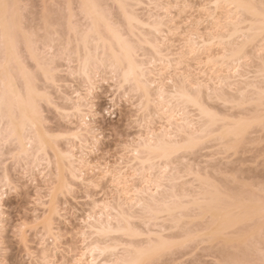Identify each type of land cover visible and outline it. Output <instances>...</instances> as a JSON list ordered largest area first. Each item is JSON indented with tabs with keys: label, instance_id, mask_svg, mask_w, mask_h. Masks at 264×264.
Segmentation results:
<instances>
[{
	"label": "rangeland",
	"instance_id": "rangeland-1",
	"mask_svg": "<svg viewBox=\"0 0 264 264\" xmlns=\"http://www.w3.org/2000/svg\"><path fill=\"white\" fill-rule=\"evenodd\" d=\"M3 1L4 0H1L0 3H4ZM5 1H6L5 4H7V2H9L8 5H10L9 10L7 9L8 13H9V11H11V12L9 13V16L6 17V15H4V14L5 13L7 14V12H6V10H3L2 13L0 12V16L4 15L7 19H9L8 20V22H9V21H11V18H9V17H12L10 14L15 12L14 15L15 14H16V16L18 15L19 19L16 16H13L14 19L12 18V21L15 20V17H16V20L18 19L17 22H19V23H16V22L15 23L20 24V26H17L18 28H14L13 32L19 31V33L21 34L20 31H22L23 33L25 32L26 35L27 36L29 35L30 37L28 36L27 38H25L26 37V35H24L25 33L24 34L22 33L23 35L21 34L22 36L20 38L19 37L20 34L18 32H16L14 35H18V34L19 35L16 37L15 36L13 37L14 38L13 41H15L14 42L15 44L13 42H11L12 45H8L7 48H4V49L7 51H10L9 48L12 47L11 49L13 51V47L17 43V45L14 47V49H16V50H14L15 51L14 53H16V51H17L18 55L17 54H15V55H17L18 58H20L23 61H21L20 59L18 60L17 57H14L15 60H13V61L14 62L20 61L22 64L24 63L23 68L28 70V73L31 72L33 74V72H34V74H33L34 80L33 81H35L34 82L35 86L37 84L39 85V87H38V85L36 87H38L37 89L40 88V90L35 89L36 87H34V89L37 90V92L39 94H44L43 99H42V97L39 99L38 96H34V97L38 98L37 101L40 100L38 103H40L41 105L37 103L38 104L37 107H38V110L41 107L40 111H42V112H38V113H40V116H43L45 119L43 121V123L45 122L44 123L45 125L43 123H42V125L46 126V129L49 130V132H48L50 134V135L48 134L49 137L52 138V140H53V138L55 139L56 143L58 144L57 147L61 148L60 150H64L66 148L65 146H67V144L65 142H67L68 140L71 139L69 136L72 132V129H73V127H71V126L72 125L75 126V122L73 124V121H76V119L74 117L68 116V118L69 117L71 118V120H72L71 121L70 118L68 119L65 117L66 116L65 112L68 110V108H67L68 103L66 106L65 101H66L67 97L69 98V96H70V98L74 97V99H75L76 95L80 94V95H86V96L88 95L87 97L90 100L91 104L93 105V106L90 105L91 107L90 106H88L87 108L85 107L84 108L85 112L82 111V113H84L83 114L84 116L86 115L84 117V119H86L87 122L90 123V125L95 128L94 133L96 134L95 135L96 141H94L95 143H92L91 142L92 140L89 141L90 140L89 139V140H87V142H84L85 144L83 146H85V148H83V149H84V151H86L85 156L88 159V161H91V162H89L90 164H88L87 166L84 167V169H83L84 171L82 170V172H84V173L81 172V177L83 178V180L69 179V177H70L69 173L66 171V174H65L64 173L65 171H61L62 176L60 178L62 179L63 174H64V177L66 180H68V179L71 180L69 183L70 184L72 183L71 184L72 188L70 191L68 190L67 194H66L65 189H63L64 193L61 191H59L60 193L59 192L56 193V191L54 192L55 196L53 195V201H54V199L56 200V196H58V199L56 200L57 202L54 201V204L56 202L57 203L56 205L59 206L57 209V212H56L59 214H57V215L56 214H50V215L48 214L49 216L52 215V217H53L52 218V220H53L52 226H54V229H55L53 232L54 233L58 232V234L56 233L52 237H50L51 235H47V234L44 235L45 231L43 228L42 221H44V219L47 218L46 212L48 213L49 208H50L49 207L50 205H47V200L50 199V198H48L49 193H47V191H49V190H47V188L48 187L50 188V186H51V188L55 187L57 189V187H58V185H57V187L54 186L55 184H58V183H53L54 181L50 177V176H53L52 171L55 167H52V165H54V164H52V163L46 164L47 160H45V164H46L45 165L44 160L42 163V160H41L42 157H41V159H39L41 163H38L39 160L37 162L40 165H38L37 167H33L32 165L34 164L33 162H35V161H32L33 156L32 157H30V156L35 155L34 157L36 158V156H39L40 153H37V154H36V152H34V154H33V152H32V154L30 153L31 155L29 154L28 157H30V159H32V160H30V159L27 160L28 157L24 158L22 154H21L22 156H20V154L17 153L18 150L16 148V142L14 141V139L11 138L12 136L9 137L10 135H8L4 140L0 141V193L3 192L0 196L1 197V199H0V208H1V215H0V264H72L73 259L78 257L79 253H82V252L84 253V255L82 257L83 263L84 262L86 263L87 260L89 261L91 259L90 253L92 252V251L89 252L88 246L86 244L89 245V243L95 237V236L89 235V234H91V231H90V228L87 227L88 226L87 223H89L91 221V217H88V216H89V214L96 215L97 214L96 211L99 210V206L97 208H93V206H94V205L92 206L93 202L94 201L97 202V200H98V202L100 201L99 203H101V202L103 203V201L106 203L110 200L108 203L111 204V201H114L116 197L117 198L114 201V204H115V202H117V200H119L118 202L122 201L121 198H123V196H121L122 194L121 195L118 194L117 189L113 186L114 184L111 183L112 179L110 177L113 176L112 174L114 172L119 171V168H120V170L122 169L121 171H123L125 176H127L126 178H128L130 182L132 180L133 181L136 180L137 170L140 166L137 163V161L132 159V157L134 155L133 148L135 147V144L137 143V141L140 138L146 137V135L148 134L147 131H149V130H151L152 132L158 133L160 131V127L161 126L164 127L165 126L164 124H166V122L164 121V119L162 121L161 117L159 118L160 114L156 115V114H154V112L152 113L153 108H155V107H153L154 104H152V103L156 102V99L154 100V102L150 100V102H151L150 107L151 108H149V106L146 105L147 106V109H146V106H144V104H146L148 102H146V103H143V102L145 100L147 101L148 99L147 98L145 99L144 96H139V95H142V93H141L142 91L140 92V90H138V88H136V86H135V88L130 87V84H129L130 82L127 81V83H126L125 82L126 79L123 78L124 76L123 77H122V75L120 76V74H122V71L124 69L118 70L117 73H119V74H116V72H114V70H112L113 68L111 66L103 65V67H101L100 64L96 63L97 64L96 67L100 66L99 67L100 70H97V68L93 65L94 66L93 68L94 69L96 68V70L99 73L96 71L97 75H94L95 70L92 69V71H94V72H91V73H93V76H94L93 79H95V76H96V80L94 83L95 87H93L92 90H89V92H88L89 87L87 88L88 83H86V82H88V81H87L86 72L84 71V74H82L83 72H81V70H79L81 74L78 75L79 71H77V69H78L77 66H79L80 59H81L80 57H78V54H77L78 51L76 53L77 56L75 53L74 54L71 53V54L73 56L75 55L79 59V61L76 60L79 63L76 64L75 58L68 57L70 55V52H71V49H69V48H72V51H73L76 48V45H79L77 43H76V45H74L75 42H74V40H72L74 38V36H73V38H70V35H73V34L75 35L76 31H78V29H80V28H78V26L80 27V26H82V24H83L82 27L84 29L86 27V26H84L85 22H86L85 25L87 23H90L89 25L92 26L91 22H87L89 20L87 18H85V15L83 16L84 19L82 18L81 14H83V12H80V9H82V8L78 9L79 6L82 5V3H80L81 0H72V1L71 0H8V1L5 0ZM83 1L85 4H88V2H86V0H83ZM89 1L91 2V0H89ZM97 1H98L97 6H101L99 8H102L101 10H99L100 13H99V11H98V13L101 14V12L102 13L104 12V14H101L99 16L97 14L96 15L97 17L94 16V18L96 17V20H97V18L99 20V17H101L102 15L108 14L107 15V16H109L108 19L111 18V19H109L110 24L113 25L115 23V25H113V26L114 27L116 25L118 26V27L116 26L114 28L111 25V27H113L112 30H114V29L116 30L118 28L116 31H119L120 35L122 34V38L123 39L126 38L128 40L129 39L128 36H129L130 37L129 40H130V42H132V43H130V45L131 46H132V44L135 45V46L131 47V49H133L132 54L135 55V57L134 56H132V57L137 59V61H139L141 59L140 60L141 62L142 61L143 62H149V61L151 62L152 61L151 64H153L152 65L153 67H154V64L156 65V67H154V68H156L160 72V74L158 72V74H159L158 77H156L157 73L155 76L157 78L156 80L158 83L161 82V84H164V85H167L170 87V85L172 86L171 83L176 82L175 80H177V83L179 84V86L182 84L185 87V85L189 81V83L186 85V87L190 83L194 87L195 86V83H194L195 78L196 79L198 78V80H196V81L197 82H200V81L204 82V83H202V85H204V84L208 83L207 78L209 77V75L211 74L210 72L213 69L220 70L221 67L224 68V66H220L221 64L219 65V63L217 61L215 63L214 60L213 61L210 59H209V61L207 60V58H208L207 55H209L210 53L215 54V52L217 53L218 51H220V50H218L219 46H216V44L214 45V42L212 41V39H208V37L211 36V35H209L210 33H216V32H219L221 30L218 27H215V25L214 26L212 25L213 24L211 22L212 17L209 16L211 13V10L213 9L212 8L213 7V1L212 0H127V1L123 0L125 4H127V2H129V4H127V5H128L129 10L131 11V13L135 12L136 14H138L139 15L138 17H140V19L143 21V23H145V24H142V26H140V28H138L139 26L138 27L136 26L137 29L136 28L133 29V30L139 31V34L137 37L132 36L130 33H128L129 32V31H127L128 29H126L128 25L130 26V24L127 25V22L129 23V21L127 19L126 14H125V13H127V15H128V12L124 11V10H128V9H125L122 6V5H124L126 7L125 4H120V2H118L120 0H115V3L118 2V4H120L118 6H116V4H113L114 0H112V2H111V0L110 1L102 0V3H101V0H97ZM97 1L94 0V2H97ZM123 1H121V3ZM133 2H136V3H134V5H133ZM67 3H68V5H67ZM130 3H132V4H130ZM77 5H78V7H77ZM11 7H13V8H11ZM121 7H123V8H121ZM163 8H164V10H163ZM13 9H15V10L12 11ZM67 9H68V11L66 12ZM132 9L134 10V12ZM165 9H166V11H165ZM224 9L225 10L227 9L226 6L221 7V10L223 12L225 11ZM69 11H71V12H69ZM121 11H122V13L124 12L126 18H125V16L122 15ZM66 13H67V15H66ZM20 15H21V17H20ZM129 15H130V13H129ZM5 17H1L0 19H3V18L6 19ZM94 18L92 20V24H97L96 27L98 28V32L101 31L100 35L103 31L107 32V29L103 30V31L102 30L99 31V29L102 26L98 27L99 21H95L96 22L95 23ZM71 19H72V21L69 22V20H71ZM85 19H87V20H85ZM160 19L161 20L163 19V20L159 21ZM65 20L66 21L68 20V22L66 23ZM155 20H156V22H155ZM157 20L160 22V24H162V22H164V20H165V22H167L166 23L167 25L162 24V26L163 25H166V26L161 27V25L158 24L159 22L157 23ZM12 21H11V23L7 24V26H9L7 28V29H9V31H10V26L15 25V23H12ZM4 22L2 21L3 25L5 24ZM8 22L6 21V23H8ZM41 22H43V23H41ZM45 22H47V23H45ZM153 22L157 23L158 27L160 26V28H159L160 30L163 29L162 33H160V34L157 33V35H160L161 37L163 36L161 39H159V37H158V39H156L155 37H157V36L153 35V37H151V34H148L149 30H151V32H153V30L151 28H149V27H152ZM68 23L70 24V26H72V28H73L72 30H70L68 28V27H70ZM71 23L73 25H71ZM74 23L76 26L74 25ZM10 24H13V25H10ZM41 24H42V26H40ZM47 24H49V25H47ZM3 25L1 24L2 27H3ZM89 25L87 24V26H89ZM90 26L86 27V28H90ZM129 26H128V28H129ZM20 27H21V29H20ZM41 27L43 30L41 29ZM74 28L76 31H73ZM217 28L219 30H217ZM2 29H3V32H5V33L7 32L6 24H5V27ZM11 29L13 30V27H11ZM90 29H92V28H90ZM90 29H84V31L86 30L85 33L87 32V30H89L88 32H90ZM68 30L72 31L73 34H71L70 32H69L70 33L69 34ZM34 31H35V33H33ZM122 31L124 33H121ZM214 31H216V32H214ZM53 32H54V34H53ZM119 32H117V33H119ZM151 32H149V33H151ZM27 33H29V34H27ZM55 33H57V34L55 35ZM80 33L84 34V32L81 30H80ZM107 33L109 34V32H107ZM34 34H36V37ZM76 34L77 35H75V38L77 39L76 36H80L79 31ZM86 34H89V33H86ZM86 34H85V36H87ZM103 34H105V32H103ZM108 34H106V35H108ZM106 35L105 36L103 35V38H106L107 37ZM130 35L132 36V38ZM89 36H90V34H89ZM89 36H87V37H89ZM140 36H141V39H140ZM196 36L198 37V39L192 40V38H195ZM49 37H50V39H49ZM82 37H84V36L81 35V38ZM87 37H86V39H87ZM15 38H17V39H15ZM31 38H32V41H34L35 43L31 42ZM69 38L74 43L72 42V44H71V40H69ZM138 38H139V40H138ZM144 38H145V40L146 39L151 40L153 43H155V41L157 40L156 43L160 44V48L163 51V52L161 51L162 52L161 55H163V56H161V59L157 57V53L154 51V49L148 48V47H150V45L146 44L145 40H144V45H143V39ZM202 38L206 39V40L204 39V42L206 44L208 42L210 43L212 41V43H213V44L211 43L212 46L210 44L206 45V44L200 42ZM76 39H75V41L78 40V39L77 40ZM89 39H90L89 46L92 47L93 46L92 43L94 42V40H93V42H91V39H92L91 36L87 40H89ZM207 39H208V41H207ZM66 40H68V41H66ZM195 40H196V43L194 42ZM79 41H81V40L79 39L78 43H79ZM136 41H138L139 43H137ZM141 41H142V43H141ZM51 43H52V45H51ZM62 44H64V45L67 44L65 46L68 47V49H69V51L64 49V50L68 51L69 53L65 52V54H64V52H61L62 54L65 55V57H64V55L62 56V54L60 53V51L63 48H66ZM24 45H26L27 47H25ZM29 45L35 46V47L30 46V48L32 47L33 52L35 54L39 55L40 58L42 57V60H41L42 62H43V60L45 62H47L46 60L49 61V59H50L49 65H47L48 62L46 63L48 69L47 68L44 69V70L47 69L48 75H49V73H52V71L49 70L50 66L53 67V65H54V67L56 68L54 70V67H53V71L55 72L56 75L54 74L55 75L54 76L53 74H51V76L53 75L54 76L53 78H55V79H53L52 77H50L48 79H46L45 77L44 78L42 77L45 80H52V79L56 80V82L53 80L51 82L49 81L50 83H53V85H49L50 84L49 82L46 85L45 80L43 81V79L40 78L42 76V75H40V73L41 74H43V73H42V70H37V65H38L39 61H36V65H35V61L31 60V58H34V56H36V55L33 53L34 56H32V57L28 56L29 55V52H28L29 49H27V48H29L28 47ZM82 45H81V50L83 51V54H84L85 50H83ZM161 46L164 47L165 49L162 48ZM207 46L209 47L208 50H207ZM18 47H20V49ZM73 47H74V49H73ZM210 47L212 48V50L210 49ZM78 48L76 50H80V48L79 49ZM192 48H193L194 52L190 53V49H192ZM214 48L216 49V51ZM253 49L251 48L250 52L254 55L256 53V51H255V49L254 50ZM2 50H3L2 47H0V51H2ZM55 50H57V51H55ZM134 50L135 51L137 50L138 52L137 51L134 52ZM180 52L185 54L184 60L181 59L180 57H179V59L177 58L176 53H177V55H179ZM208 52H209V54H208ZM3 53L4 52H0V61H2L1 58L3 56ZM50 53L53 55H51ZM54 54H55L56 58L54 57ZM57 54L58 55L61 54V56H58ZM31 55H32V52H31ZM21 56H22V58H21ZM52 56H53V58H51ZM80 56H82V54ZM181 56L183 58V55H181ZM206 56H207V58H206ZM38 57L34 60H38ZM57 57H58V59H57ZM40 58H39V60H40ZM69 58L72 60L71 65H70V61L68 63V60H70ZM12 59H13V57H12ZM66 59H67V61H66ZM167 59H170V60H167ZM255 59H256L255 56H253L252 61H251V58H250V60H249V58L247 59V63L248 64L250 63L249 64L250 67H248L246 65V68H248V69H245V70H247L246 71L247 77L250 80L257 79L255 73L253 72L255 70H253V69H255L256 66L259 65V63L257 62L258 60L256 59L257 60L256 61ZM51 60H52V62H51ZM13 61H11V59H10L9 63H11V67H14V65H16L15 63L12 65ZM154 61H155V63H153ZM51 63H53V64H51ZM252 63H253V65H252ZM254 63H255V65H254ZM73 64L74 65L76 64L75 67H76V71L78 73L75 72L73 74V72L75 71L74 70L75 68L73 69L74 71L72 70V67H74ZM151 64H149L147 66H150V68H151ZM233 64L234 63H232L231 66H233ZM9 65L10 64H8V67H9ZM40 66H43V65L40 63ZM40 66L38 65L39 68H40ZM106 66H109V67H106ZM44 67H45V65L43 66V68ZM14 68H15V70H12L13 68L12 69L10 68V69L12 70V72H15V73H12L11 70H9V71L12 73L13 78H17L19 76L18 75L19 72L16 71V70H18V69H16V67H14ZM43 68H41V69H43ZM222 68L219 72H221L223 70ZM25 69H23V71ZM157 70L155 72H157ZM218 70H217V72H218ZM123 72H125V70ZM248 72L252 73L253 75L251 74L252 76L249 77ZM184 73L187 74L186 77H185L186 74L184 75ZM15 74H17L16 77H14ZM26 74H27V72H26ZM32 74H30V75L32 76ZM35 74H37V75H35ZM22 75L24 76L25 73H23V74L20 73L21 77H18V82L19 83L23 82L22 84L24 86V80L23 79H25V78H22L23 77ZM81 75H83V76H81ZM182 76H184V78H182ZM190 76L191 77L193 76L194 78L191 79ZM147 77L149 78L151 76H147ZM172 78L175 80H173ZM187 78H188V80H186ZM21 79L23 81H20ZM123 79H124V81H122ZM184 79L187 81V83H186V81H184ZM28 80L29 81L31 80L30 76L28 77ZM85 80H86V82H85ZM171 80H173V82H171ZM179 80H180V82H179ZM145 82H144V84L146 85L147 82L146 83ZM14 83L20 85L19 83H16V82H14ZM31 83H32V80H31ZM148 83H147V86L149 85ZM131 84H132V82H131ZM151 84H154V83H150L149 87L152 86ZM45 85H46V87L44 88ZM20 86H21L20 90L25 91V88L22 89L23 86L22 85H20ZM47 86H49L50 89L47 88ZM131 86H134V85H131ZM169 87H167L168 91H169ZM191 87H189V91L194 90L193 87L192 88ZM172 88L173 87H171L170 90H172ZM45 89L48 92H50L52 95L51 94L48 95L49 93H47V91L45 92L44 91ZM149 90H151V88ZM42 91L45 93H43ZM202 91H203V89H202ZM204 91H205V89H204ZM169 92H172V91H169ZM22 93L24 94V92H22ZM152 93H153V97H154V94H155L154 90ZM205 93L206 92H204V96H205ZM169 94H171V93H169ZM45 96H46V98H44ZM48 96H50V97H48ZM63 96H64V98H63ZM47 97L49 98V100L47 99ZM153 97H152V100H153ZM155 97H157V95H155ZM46 99H47V101H46ZM50 99L53 102H50ZM62 99H64L65 101ZM143 99H145V100H143ZM169 102H170V100H169ZM174 102H177V100L170 102V104L168 102L167 103L169 105H172ZM52 103H53V105H51ZM157 103H158V100H157ZM157 103H155V104H157ZM175 104H178L180 107L182 106L181 105L182 102L181 103H175ZM209 104L210 105L213 104L212 105L213 107H214V105H216L217 108H218V106H220V104H218L217 101H213L212 103L209 102ZM175 106L177 107V105H175ZM60 107H64V109H67L64 112L65 116L64 115L60 116V114H61L60 112H63V110H64L63 109L61 111ZM171 107L172 106H169V108H171ZM189 107H190V109L186 107L187 110L189 109V112L186 110L188 113H190L191 110L193 111V109H192L193 107H191V106H189ZM183 108L186 109L185 107H183ZM223 108H225V107L221 106V110L218 112L221 113L222 111L223 112L226 111ZM172 109H174V111L178 110L177 108H172ZM184 109H183V111H184ZM217 110H219V108ZM217 110L215 109V111H217ZM242 111H243L242 113L245 114L249 110L248 111L246 110L247 112H245V109H243ZM250 111H252V110H250ZM227 112H228V114L232 113V110L229 109V111H226V113ZM235 112H236V110H235ZM41 113H42V115H41ZM238 113H239V111H238ZM232 114H229V115H232ZM188 115H189V117L193 116L192 117V119H193L196 116V113L191 112ZM147 117H148V119H146ZM61 118H63V119H61ZM64 118L66 121L64 120ZM39 119L42 121L43 118L42 119L39 118ZM160 124H162V125H160ZM67 127H69V129ZM262 127H263V129H261ZM64 128H65V130H64ZM70 128H72L71 132H69ZM63 130H64V132H63ZM251 130L252 129H250L249 132ZM253 130H254V132H253ZM253 130L250 132V135H249V133H247L248 137L246 139H248V140L245 141V139H244L245 142L242 140L245 145L240 142L241 143V144L239 143L240 147L238 146L239 147L238 148L236 146L238 148V150L236 152L234 149H229V148L226 149L224 144H222V145H221V143L218 144V142L216 140L213 142L212 139H211L212 141L209 139H205V140H207V142H206L207 144L202 143V145H201V143H200L199 145H201L203 147L198 149L197 148L198 146H197L196 148L193 149L194 151H192V149H191L190 150L191 152H189V153L187 152L188 150L187 151L184 150L185 153H183L184 151L183 152L181 151V153H183V155H184V157H183L184 160H182L183 159L181 156L182 154L180 153V155H179V152H178V155L180 157H177L175 154L176 158H175V156L173 158H174V160H176L177 158H179V160H180V158H182L181 160L183 162H181V160L180 161L178 160L180 163L178 161H176L178 163H175V161H174V163H175L174 166H177V167H175L176 169L174 168L175 172L173 171L172 175H174L175 177L177 176V179L180 177L179 178V182L181 181L180 183H182V181L183 182L188 181V180L190 181V178H193V179H191L192 181L189 183H194L195 185L189 184V183H187L189 185L180 184V186H178L179 188H177V184L179 185V182L177 181L176 182L177 184L175 186L176 188H174V190H172V188L174 186L171 187V185H173L171 183L176 178H174V176H173L174 179L172 178L173 179L172 180V179H170L171 177L170 178L165 177V179L161 180L162 186L158 190L163 189L161 192L159 191L160 195L166 189L167 190L165 191V193L168 194L167 191L171 190V192H169V193H170V195H172L171 193L176 191V189L180 190L182 188V186L186 187V185H187V187L185 188V190L187 192H189V191L193 192V190H195V189L198 190V189H200V188H197L198 183H196L197 181L194 182V177L196 176L195 174L198 173L197 176L199 175V177H201V178L203 177L202 178L203 180L210 181L211 179H213L214 182H212V183L216 186L215 187L216 189H217V185H218V187L220 185L221 188L226 189V191L227 190L232 191V192H230V191L226 192L225 191L228 194L230 193L229 195H232L231 200H233V198H234V199H236V201L238 203L242 200L243 204H245V202L247 204H249V202H251L250 200H252V199H253L252 201H254V202L256 200L257 202L260 203V205H258V203H256V202H255V204L252 205L251 203H253V202H251L250 203L251 207L254 205L255 206L253 208L260 207L263 210H261L259 208L258 209H259V211H262V213H258L257 215H256V213H254L255 215L252 214L254 216L250 217L249 220L245 221L244 223L242 222V224H241V221L239 224H236L238 226L237 229L235 228L236 225H234V228L229 230L230 232L227 230V232H226L227 234H232L231 232H233V234L230 235L232 237V238L230 237L231 239H229V236H226V234H225V236H224V234H222V236H224L223 238L218 236V235H220V233L219 234L215 233L216 235L214 233H213V235L210 234L211 236L209 237V239H207L206 235L210 233L211 227L207 223L205 224V222H208L210 224V222L212 220H209L210 218H207L208 217L207 215H206L207 217L205 216L206 219L204 218V216H202L203 217V219H202V217L200 215H199L200 217L199 216L196 217L195 216L196 213L194 210L196 208H193V207H195L193 205H191L192 207H189V210L191 208L194 211L193 212L187 211L188 214L191 213L190 214L191 216L189 215V217L188 216L180 217L181 219L178 220V221L181 220L179 222V224L177 225L178 227L179 226L181 227V225L182 224L184 225L186 222V224H185L186 226L182 225V229H180V227L178 228L177 226L170 228L171 222H169L167 220L163 221V218H161V217L164 214L162 213L163 214L162 215V214L158 213L161 216L160 221L162 220L161 222H164V226H162V228L164 227V229H165V230H163L160 227L161 229L158 230L159 227L155 226L157 228L158 232L162 231L160 235H166L168 237V239L170 238V240H173V241H175V239H177L178 241H181V243L180 242L179 243L182 246L173 242L172 244L175 243L174 245H178V246L173 247L171 245L172 247H170V250L167 249L169 252L166 250L163 251L164 250L163 249L161 252H164V253H162L161 256L159 255L160 258L157 255V259L155 257L156 262L153 259L151 261V263H149V264H261V262L264 261V213H263L264 212V125H262V126L260 125V128L255 126V129L253 128ZM57 134H58V136H56ZM59 134H60V136H59ZM51 135H53V136H51ZM67 135L69 136V139H67L68 138ZM246 136L247 135H245V137ZM49 137H48V139H49L48 142L50 144H52L54 149H58L54 143H51V140ZM138 137H140V138H138ZM52 142H54V140ZM219 145L221 146V148ZM222 146H224L225 148ZM236 147L233 146L232 148H236ZM222 148L226 149L227 151L222 150ZM228 149H229V151H228ZM49 154H50L49 158L51 156H53V150L52 149H49ZM40 156H43V154ZM35 158H34V160H36ZM51 159L53 162L54 157H51ZM51 159H50V161H51ZM61 160H62V158H61ZM61 160H60V163L63 164V161L61 162ZM63 160H65V159H63ZM65 162H66V160H65ZM135 162H136V164H135ZM66 163H64V165ZM157 163L158 162H156V164ZM181 163H182V165H180ZM64 165H61V167L63 170L65 167V170H66V166H64ZM160 165H158L157 168H155L156 167L155 166L152 170H154V172H155V169H156V171L157 170L159 171ZM191 165L192 166L194 165V166L192 167ZM178 167H179V169H178ZM195 167H198V168L202 167V169L201 168L198 169ZM186 168H188L187 171L188 170L190 171V172L188 171L189 173L186 172ZM177 169H178V171H177ZM152 170H150V169L149 170L147 169L146 171L144 170L145 175L149 176L150 173H149V175H147V174L149 171H151V173H152ZM101 171H103V172L106 171L105 172L106 175H105V178H103L102 180H98V178L94 177L93 180H95L97 182V185H96V183L94 184L95 181L92 183V179L90 181L86 180V178L88 179L89 177L93 178V176H98ZM146 172H147V174H146ZM194 172H197V173H194ZM107 173H109V174H107ZM175 173H177V174H175ZM206 173L208 174V178H206L207 175L200 176V175L206 174ZM185 174H186V177H184ZM209 174L211 177H209ZM193 175H195V176L193 177ZM181 176H182V178L183 177L184 178L182 179ZM64 177H63L62 184L66 181V180L64 181ZM81 177H80V179H82ZM213 177L216 178V180ZM49 178H51L52 181ZM53 178H54V176H53ZM168 178H169V180H168ZM234 178H235V181H234ZM227 179L231 180V181H228ZM165 180H167L169 182L171 180L172 181H171V183H169V182L166 183ZM68 181H67V183L66 182L65 183L68 184ZM215 181H216V183H215ZM5 182H6V184H5ZM163 182L166 184H164ZM137 183H139V181H137L136 183L134 181L135 185H137ZM49 184H51V185H49ZM149 186H151L150 188L155 192L156 188L155 187L153 188L152 184ZM169 186L171 187V189L169 188ZM188 188L190 189L189 191L187 190ZM224 189H221V190H224ZM158 190H156V191L158 192ZM221 190L219 188L220 192H221ZM69 192H70V194H68ZM131 192L133 195V191H131ZM131 192H130V194H131ZM222 192H224V191H222ZM225 192L222 193L223 196L225 195ZM165 193H163L164 194L163 197L164 198L166 197L165 199L166 200L168 199L167 200L168 202L170 200L174 199V198L172 199V197H171V199H169L170 195L169 194L166 195ZM235 193L237 194L236 196H239V197H236L235 195H233ZM114 194L116 196H113ZM47 195H48V197H46ZM59 195H61V197ZM243 195L245 196V200H243L244 199ZM112 196L114 197V200H113ZM119 196H121V197L119 198ZM233 196H235V197H233ZM250 196L252 198H250ZM156 197H157V194H156ZM158 197L160 199V196H158ZM163 197L161 196L160 200H163ZM239 198H240V201H238ZM233 201H235V200H233ZM173 202H174V200H173ZM161 203L159 202V204H161ZM261 203L263 206L261 205ZM250 204L248 205L249 207H250ZM99 205L102 206L103 204L102 205L99 204ZM158 206L156 208H158ZM244 206H246V205H244ZM45 207L46 208L48 207V210H46ZM93 209H94V211H93ZM133 209L135 210V212H137V215H140L137 217L141 218V215L147 216V214L145 215L146 212L142 213V212H140V210H138V208H135V207ZM58 210H59V212H58ZM44 215H45V218H44ZM148 215H150V214L148 213ZM144 216L142 217V219L145 218ZM150 216H147L146 219H143V221L144 220L145 221L147 220V222L149 221L147 223V226H146L149 229L152 226L150 221L153 220V222H154L156 220L153 217L150 220V218H148ZM55 217H56V219H55ZM186 219H188V220H186ZM192 219L194 220V222ZM199 219H200V221H199ZM204 219H205V221H204ZM157 220H158V218H157ZM133 221L135 224L133 223L132 226L133 225L137 226L136 228L138 230L142 231L145 228L144 225L146 223L142 225L141 224L142 221L140 222L139 218H135V220H133ZM166 221L169 222L170 225ZM187 221H188V223H190L189 229L192 232L191 234H193L191 236L189 234L190 230H188V228H187V226H188ZM153 222H152V224H153ZM156 222H154V223H156ZM165 223H167L166 227H165ZM149 224H150V226H149ZM194 224H196V225H194ZM204 224H205L206 229L204 228ZM207 225H208V228H207ZM211 225H212V223H211ZM155 227L151 230L155 231V229H156ZM167 227H169L170 229ZM148 228L144 229L143 232L146 233L145 230H147ZM175 228H178L177 231L179 230L182 232H177L178 235H176ZM196 228H198V229H196ZM183 229H186V230H183ZM208 229H210V231ZM81 230H83V232H85V236L80 234V233H83ZM157 230L155 232H157ZM173 230H174L175 234L172 233ZM207 230L209 231V232H207V234L205 232H202V231H207ZM236 230H237V233L235 232ZM187 231H189V232H187ZM196 231H199V232H196ZM170 233L172 235V239H171ZM185 233H188L187 235H189V237H187V235ZM202 233H204V234H202ZM180 234H182V235L185 234L186 236L184 235L182 237L181 236L178 237ZM56 235L57 236L59 235V236L57 237ZM114 235H117V234H114ZM121 235L119 237H121ZM198 235H200V237H198ZM202 235H204L203 238L206 240H204L201 237ZM235 235L237 236V239H239L238 236H240L243 239H239V241H238L237 239H235L236 238ZM54 236L58 239H55ZM145 236H147V235L144 234L142 236V239H141V236H138L139 242L143 241L141 243H145L144 242V240H146V239H144ZM152 236H154V235H152ZM216 236H218V237H216ZM113 237H115V236H113ZM117 237H118V235H117ZM176 237H178V238H176ZM227 237L230 241L227 239ZM52 238H54L55 240ZM173 238H175V239H173ZM193 238H196V241H194ZM221 238H222V240H221ZM120 239H122V237ZM191 239H192V241H191ZM224 239H227V241H229V242L226 243V240H224ZM235 240L237 243L235 242ZM101 243L104 244L105 242H101ZM101 243H100V245H101ZM183 243H184V245H183ZM85 246H86V248H85ZM87 250H88V252H87ZM94 251H96V250H94ZM92 253H95V252H92ZM98 253H100V252H96L95 253L96 255H94V256H96L95 257L96 262H98V260L99 261L102 260V258H104V256L105 257L107 256L106 254H104V256L103 255L101 256L100 254H102V252L99 255H97ZM99 257H101V258L99 259ZM145 262H143V264H147L149 261L146 263Z\"/></svg>",
	"mask_w": 264,
	"mask_h": 264
},
{
	"label": "bare ground",
	"instance_id": "bare-ground-1",
	"mask_svg": "<svg viewBox=\"0 0 264 264\" xmlns=\"http://www.w3.org/2000/svg\"><path fill=\"white\" fill-rule=\"evenodd\" d=\"M82 1L83 0H81V2H80V3H82V5L80 4L82 7L79 6L78 9L82 8V9H80V12H83V14H81L82 18L85 15V18H87L89 20L87 22H91L92 26L89 25L90 23H87V24L92 29L86 28V27H89V26H87V24L85 25L86 22L84 23V26H86L84 29H90L91 33L88 32L89 30H87L86 33L90 34V36L92 38L91 42H93V40H94V42L92 43L93 44L92 47L89 46L90 39L89 40H87V39L90 36H89V34L85 33L86 30L84 31V29L82 27L83 24H82V26H80V27L77 25L78 28H80V29H78L80 36H76V37L78 40L79 39L81 40L78 43V40L75 38V35H77L76 33L78 31H76L74 28L73 31H76V33L74 35L72 33V31H70L73 28L68 23L70 26V27H68L70 29V30H68V33L70 32L71 34H73V35H70V38H73V36H74V38L77 40V41H75L74 38L72 39L75 42L74 45H76V43L79 44V45H76L75 49H74L75 46L73 47V49H74L73 51H72V48H69V49H71V52H70L71 56L69 55L68 57H71V58L73 57V58H75V61L76 60L79 61V59L76 57L78 54V57L81 58L80 64H79V66H77V68H78L77 71L81 70V72H83L82 74H84V71L86 72L87 75L86 74L85 75L87 76L88 82H86V80H85V82L88 83L87 84L88 85L87 88L89 87L88 92H89V90H92L93 87H95L94 83L96 80V76H95V79H93L94 76H93V73H91V72H94V71H92V69L95 70L96 74L94 73V75H97V72H98L97 70H100V68H99L100 66L96 67L97 66L96 63L100 64L101 67H103V65L111 66L113 68L112 70H114V72H116V74H119V73H117L118 70L124 69L125 72H123L124 71L123 70L122 74H120V76L121 75H122V77L124 76L123 78L126 79L125 80L126 83H127V81L130 82L129 83L130 87L135 88V86H136V88H138V90H140V92L142 91L141 92L142 95H139V96H144L145 99L146 98L148 99L147 101L145 99H143V100H145L143 103L148 102V103L144 104V106L147 105V106H149V108H151L150 107V105H151L150 100L154 102V100L156 99V102L152 103V104H154L153 107H155V108H153L152 113L154 112V114H156V115L160 114L159 118L161 117L162 121L164 119L166 124H164L165 125L164 127H162V126L160 127V131L158 133L152 132L151 130H149L150 132L147 131L148 134L147 135L145 134L146 137H142V138L138 137L140 139L137 141V143L135 144V147L133 148L134 155H133L132 159L137 161V163L140 166L138 168V170L136 169L137 170V174H136L137 178H136V180H134L135 183L137 181H139V183H137V185H135L134 181L131 179L133 181V182L131 181L133 183L132 184L129 181V179L126 178L127 176H125L123 171H121L122 169L120 170V168H119V171L114 172L112 174L113 176L110 178L112 179L111 183L114 184L113 186L117 189L118 194L119 195L122 194L121 195V196H123V198H121L122 201L118 202L119 200H117V202H115V204H114V201L117 198L116 197L114 200L113 196H116L115 195L116 193H115L112 196L114 201H111V204L108 203L110 200L106 203L104 201H103V203L102 202L99 203L100 201L98 202V200H97V202L94 201L92 204V206L93 205L95 206V207L93 206V208H97L99 206V210L96 211L97 214L95 213L97 216L91 215V214H89V216H88V217H91V221L89 223H87V225H88L87 227H89L90 231H91V234H89V235L95 236V237L93 239L91 238L92 241L90 240L91 242L89 243V245L88 244H86V245L88 246L89 252L90 251L95 252V253L96 252H100V253L102 252V254L98 253L97 255L100 254L101 256L102 255L104 256V254H106L107 256L106 257L104 256V258H102V260H100V261L98 260V262H96L95 261L96 256H94L96 254L91 252L90 253L91 259L89 261L87 260L86 263L85 262L83 263L82 257L84 255V253L82 252V253H79L78 257L73 259L72 264H143V262H145V261L146 262L149 261L147 263V264H149V263H151V261L153 259L155 260V257L157 259V255L160 258L161 254L164 253V252H161L163 249H164L163 251H165V250L168 251L167 249L170 250V247H172V246L177 247L178 246V245H174L175 243L179 244V245L181 243V241H178L175 238H173V239H175V241H173V240H170V238L168 239V237L166 235H160L162 231L158 232V230H160L162 228V226H164V222H161L162 220L160 221V219L163 218V221L167 220V221L171 222V225H170V223L166 221L170 225V228L171 227L173 228V227H176L179 224V222L181 221V220L178 221L179 219H181L180 217H185V216L189 217V215L191 213L188 214L187 211L193 212L195 210V213H196L195 216L196 217H198L200 215L201 217L204 216V218H205V216L207 215L208 217L207 216L206 217L210 218L209 220H212L210 222V224L208 222H205V224L207 223L211 227V231H210V229H208L210 231V233L207 234V232H209L208 230L202 231V232H205L207 234L206 235L207 239H209V237L211 235H213V233L214 234L220 233V235H218V236H220L222 238L226 234V236H229V239H231L232 237L230 235H232L233 232H231L232 234H227L226 233L227 230L229 231L230 229L234 228V225L239 224L240 221L242 224V222L244 223L245 221L249 220L250 217L255 215L254 213H256V215L258 213H262V211H259V209H261L260 207H258L259 209L253 208L255 205L251 207V204L253 205V204H255V202L258 203V205H260V203L257 202L256 200L254 202V201H252L253 200L252 199L250 201L253 203L249 202V204L251 203L250 207H249L248 206L249 204H247L246 202H245V204H243L242 200L240 201V198L238 201H240L242 204L240 202L238 203L236 201V199H234V198H233V200H235V201H233V200H231L232 195H229L230 193L229 194L226 193L227 191H230V190L226 191V189L221 188L220 185H219V187L217 185V189H216L215 188L216 186L212 183V182H214L213 179H211V178H210L211 180L209 179L211 182L208 180H203L202 179L203 177L201 178V177H199V175L197 176V174H198L197 172H194L197 174H195L196 176L193 175V177L195 176L194 182L197 181L196 182V183H198L197 188H200V189H198V190L195 189L196 191L193 190V192H191V191H189L190 190L189 189L190 187H189L187 189L189 192H187L185 190L187 185H189V184L195 185L194 183H189L192 181L191 179H193V178H190V181L189 180L184 181V182L182 181V183H180L181 182V181L179 182L180 177L177 179V176L175 177L172 174H173V171L175 172L174 168L177 167V166H174V164L178 163L184 157L183 153H185V151H187V150H188L187 152L189 153V152H191L190 151L191 149H192V151H194L193 149L196 148L197 146H198L197 147L198 149L203 147V146H201L202 143L207 144L206 143L207 140H205V139H209V140L212 139L213 142L216 140L218 142V144L219 143H221V145L224 144L226 149L227 148L234 149L236 152L238 150V148L240 147L239 145L241 143L244 144V142L246 140H248V139H246L248 137L247 133H249V135H250V132L253 130V128L255 129V126L260 128V125L261 126L264 125V0H212L213 1V7H212L213 9L212 10L213 11L211 10L212 14L210 13L209 16L212 17V20H211V22L213 23L212 25L213 26L215 25V27H218L221 30L219 32L214 31L216 33H210L209 35H211V36L208 37V39H212V41L214 42V45L216 44V46H219L218 50H220V51H218L216 53L215 52L216 49L214 48L215 54L214 53L209 54V52H208L209 55H207L208 58H207V56H206V58L208 61H209V59L212 61L214 60L215 63L217 61L219 63V65L221 64L220 66H224V68L221 67L223 69L221 72H219L221 70V68H220V70L213 69L210 72L211 74L207 78L208 83L205 82L206 84H204V85H202V83H204V82H201V81L197 82L196 80H198V78L197 79L195 78V82H194L195 86L194 87L191 85V83L186 87V85L189 83V81H188V83L186 81V80H188V78L186 80L184 79V81H186V83H187L185 85V87L182 84L179 86V84L177 83V80H175L173 78L172 79L175 80L176 82H173V80H171V82H173V83H171L172 86L170 85V87L167 85L161 84V82L158 83L156 80L157 79L156 77L159 76L160 72L156 68H154V67H156V65L154 64V67H153L152 66L153 64H151L152 61L151 62L149 61L150 63L149 62H143V61L141 62L140 61L141 59H140L139 60L140 62H139V61H137V59L132 57V56L135 57V55L132 54L133 49H131V47H133L135 45H133V44H132V46L130 45V43H132V42H130L129 36H128V38H129L128 40L126 38L123 39L122 34L120 35V32L116 31L118 28L116 30L115 29L112 30V28L114 27L113 25H115V23L113 25L110 24L109 19H111V18L108 19L109 16H107L108 15V14H106L107 12L105 13L106 15H102L101 17H99V20H98V18L96 20L97 14H98V16L101 14H104V12L103 13L101 12V14H99L100 13L99 10H101L102 8H99L101 6H97L98 1L96 0L97 2H94V0H91V2H90L89 0L88 1L86 0V2H88V4H85L84 1L83 2ZM108 1H110V0H108ZM121 1H123V0H120L118 2H120V4H125L124 1L122 3H121ZM0 2H1V0H0ZM3 2L5 3L6 1L4 0ZM111 2H112V0H111ZM113 2H114L113 4H116V6L120 5V4H118V2L115 3V0ZM101 3H102V0H101ZM134 3H136V2H133V5H134ZM7 4H9V2H7ZM127 4H129V2H127ZM127 4H125L127 8L124 5H122L125 9H128V10L123 9L125 12H128V15H127V13H125V14H126L127 19L129 21V23L127 22V25L130 24V26L128 25L129 28L127 26L126 29H128L127 30V31H129L128 33H130L132 36L137 37L139 34V31H136L133 29H135L136 26L137 27L139 26L138 28H140V26H142V24H145V23H143V21L140 19V17H138L139 15L136 14L133 9L132 10L134 13H131ZM130 4H132V3H130ZM67 5H68V3H67ZM222 6H224V7L226 6V8H227L226 10L224 9L225 10L224 12L221 10ZM77 7H78V5H77ZM123 7H121V8H123ZM11 8H13V7H11ZM3 10H5V9L0 7L1 13L3 12ZM8 10H9V8H8ZM8 10H6L7 14L6 13L4 14V15H6V17H8L9 13L11 12V11H9V13H8ZM14 10L15 9H13L12 11H14ZM163 10H164V8H163ZM67 11H68V9L66 10V12ZM98 11H99V13H98ZM122 11H121V13H122ZM165 11H166V9H165ZM69 12H71V11H69ZM14 13L15 12L10 14L12 16V17H9V18H11V21H12V18L14 19L13 16H16V14L14 15ZM129 13H130V15H129ZM125 14H124V12L122 13L123 16H125ZM4 15L0 16V18L5 17ZM66 15H67V13H66ZM94 16H96V17L94 18ZM126 16H125V18H126ZM16 17L19 19L18 15ZM16 17H15V20H16ZM20 17H21V15H20ZM93 18L95 19L94 22L99 21L98 27L102 26L99 29V31L100 30L103 31V30L107 29V32H109V34L106 31H103V32H105V34H103V32L101 33V35L103 34L104 36L106 34H108V35H106L107 36L106 38H103V35L102 36L100 35L101 31L98 32V28L96 27L97 24H92ZM18 19L16 21L13 20L12 23H15V22L19 23V22H17ZM87 19H85V20H87ZM1 20L3 22L5 21L4 23L6 24V30H7L6 33L3 32L2 28L5 27V24L3 25ZM8 20L9 19H7V18L6 19H4V18L0 19V27H1L0 28V30H1L0 31V44H1L0 47H2V49H3L0 52H4L3 56L1 58L2 61H0V141L4 140L8 135H10L9 137L12 136L11 138L14 139V141L16 142V148L18 150L17 153H19L20 156L23 155L24 158H27L30 153L32 154V152H33V154H34V152H36V154L40 153L39 156L43 154V156H40V157L36 156V158L34 157L35 155L30 154L31 155L30 157L33 156L37 160V161L34 160L33 157H32L33 160L30 159V157L27 158V160L30 159L32 161H35V162H33L34 163L33 165L31 164L33 167H37L38 165H40L38 163H41L39 160V159H41V157H42V159H41L42 163L44 160V164H45V160H47L46 164H49V163L54 164V165H52V167H55L54 168L55 170L53 169V171H52L54 178H53V176H50V177L53 179V181H54L53 183H58V184L54 185L56 187L58 185V187H57L58 190L55 187L51 188V186H50V188L48 187L49 189L47 188V190H49V191H47V193H49L48 194L49 197H48V195L46 197L50 198L49 200H47V205H50L49 206L50 208H49L48 213L46 212L47 218L44 219V221H42L43 228L45 231L44 235L47 234V235H51L50 237H52L54 234H56V233L58 234V232H55V233L53 232L55 230L54 226H52L53 225L52 224L53 223L52 222L53 217H52V215L51 216H49V215L50 214H56V215L59 214V213H56L57 209L59 207L56 205L57 204L56 200L58 199V196H56V200L54 199V201H56L54 204V201H53L54 192L55 191H56V193H58L59 191L63 192V189H65L66 194H67L68 190L70 191L72 188V185H71L72 183L71 184L69 183L71 181L69 179L83 180V178L81 177V172L84 169V167L87 166L88 164H90L89 162H91V161H88V159L85 156L86 151H84L83 148H85V146H83V145L85 144L84 142H87V140H89V139H90L89 141L92 140L91 142L95 143L94 142V141H96V136H95L96 134L94 133L95 128L92 127L90 125V123L87 122L86 119H84V117L86 115L84 116L83 115L84 113H82V111L85 112L84 111L85 107L87 108L88 106H90V105L93 106V105L91 104L90 100L88 99V97H87L88 95L86 96V95L77 94L75 99H74V97L70 98V96H69V98L66 96L67 97L66 101L64 99H62L65 101L66 106L68 103V106H67L68 110L64 109V107H60L61 111L64 109L63 112H60L62 114V115L60 114V116H63L64 112L67 110L65 112L66 116L65 115L64 116L66 118H68V116L74 117L76 119V121H73V124L75 122V126H73V125L71 126V127H73V129L70 128V130H69V132H71V129H72V132L69 135L71 139L68 140L67 142H65L67 144V146H65L66 148L64 150H60L61 148L57 147L58 144L56 143L55 139L53 138L54 142H52L53 141L52 138L49 137V135H50L48 133L49 130H47L46 126H44L45 122L43 123V121L45 120L44 117L40 116V113H38V112H42V111H40L41 107L39 106L40 107L39 110L37 107L38 104H40V103H38L40 100L37 101L38 98L37 97L35 98L34 96H38L39 99L42 97V99H43L44 94H39L37 92V90H40V88L37 89L39 87V85L37 84L38 87H36L37 85L35 86V84H34V82H35V81H33L34 80V76H33L34 72H33V74L31 72H29L30 74H32V76H31L28 73V70L23 68L24 63L22 64L20 61H17V62L13 61V60H15L14 57H17L18 60L20 59L17 56L18 55L17 51H16V53H14L15 52L14 50H16V49H14V47L17 45V43H16V45H14L15 41H13V39H14L13 37L14 36L16 37L20 34L19 31H16L19 34L14 35L16 33V32H13L14 28H18L17 26H20V24H16V23H15V25L10 24L13 26H10V31H9V29H7L9 26H7V24L11 23V21L8 22ZM162 20L160 19L159 21H162ZM6 21L8 23H6ZM70 21H72V19L69 20V22ZM159 21L157 20V23ZM67 22H68V20L66 21V23ZM155 22H156V20H155ZM164 22H165V20H164ZM164 22H162V24L167 23V22H165V23ZM41 23H43V22H41ZM45 23H47V22H45ZM157 23L153 22V25L151 24L153 28L149 27L153 30V32L156 35L153 32H151V30L148 31V34H151V37H153V35L157 36V37H155L156 39H158V37H159V39H161L163 36L161 37L160 35H157V33H159V34L162 33L163 29L160 30L159 29L160 26L158 27ZM1 24L3 25V27L1 26ZM158 24H160V22ZM162 24H160L161 27L167 25L166 24V25L162 26ZM47 25H49V24H47ZM71 25H73V24L71 23ZM74 25H75V23H74ZM111 25L113 27H111ZM40 26H42V24ZM11 27H13V30L11 29ZM218 28H217V30H219ZM20 29H21V27H20ZM41 29H42V27H41ZM80 30L83 31L84 34L80 33ZM20 32H21V34L23 33L22 31H20ZM117 32H119V33H117ZM149 32H151V33H149ZM33 33H35V31ZM121 33H124V32L122 31ZM21 34L19 35L20 38L23 35V34L22 35ZM27 34H29V33H27ZM36 34H34L35 37H36ZM53 34H54V32H53ZM56 34L57 33H55V35ZM85 34L89 37L85 36ZM24 35H26V33ZM81 35H83L85 38L84 37L81 38ZM28 36L26 35L25 38H27ZM132 36H131V38H132ZM86 37H87V39H86ZM196 37L192 38V40L193 39L197 40L198 37L197 38ZM17 38H15V39H17ZM32 38H31V42L35 43L34 41H32ZM70 38H69V40H71ZM49 39H50V37H49ZM140 39H141V36H140ZM202 39L200 42L206 44L204 42L205 38L203 40ZM208 39H207V41H208ZM72 40H71V44L73 42ZM138 40H139V38H138ZM144 40H145V38L143 39V45H144ZM196 40L194 41L195 43H196ZM66 41H68V40H66ZM156 41H155V43H153L151 40L146 39L145 43L150 45V47H148V48L154 49V51L157 53V57L161 59V56H163V55H161L163 51L160 48V44L156 43ZM212 41L210 43L208 42L206 45H209V44L211 45ZM11 42L14 43L13 44L14 45L13 51L11 49L12 47H10V46H9L10 51L5 50L4 48H7L8 45H12ZM136 42L139 43L138 41H136ZM141 43H142V41H141ZM51 45H52V43H51ZM62 45H64V44H62ZM65 45H67V44H65ZM81 45L83 47V50H85L84 54H83V51L81 50ZM24 46L27 47L26 45H24ZM30 46H34V45H29L28 46L29 48H27V49H29L28 50V52H29L28 56L32 57V56H34L35 53L33 52L32 47L30 48ZM78 47L80 48V50H76ZM18 48L20 49V47H18ZM162 48H164V47H162ZM251 48L252 49L254 48L256 51V53L254 55L250 52ZM64 49L69 51L68 47H66V48H63L60 51V53L64 52V54H65V52H68ZM208 49H209V47L207 46V50ZM210 49L212 50L211 47H210ZM55 51H57V50H55ZM77 51H78V53H77ZM136 51L134 50V52H136ZM31 52H32V55H31ZM191 52L192 53L194 52L193 48L190 49V53ZM71 53L72 54L77 53V54H76V56L74 55L75 56L74 57ZM181 53L182 52H180V54ZM15 54H17V55H15ZM61 54L58 56H61ZM64 54H62V56ZM81 54H82V56H80ZM180 54L177 55V53H176L177 58L179 59V57H180L181 59L184 60L185 54L184 53L181 54V55H183V58ZM35 55L36 56H34V58H31L32 61H35V65H36V61H39L43 66L45 65V67L43 68V66H40V63L38 62V65L40 66V68L37 65V70H42V73H43V74L40 73V75H42L40 78H42V77L43 78L45 77L46 79H48L50 77L53 78L56 75L55 72L53 71L54 65H53V67L50 66L49 70L52 71V73H49L50 76L47 74V69H48L47 65H49L50 59H49V61L45 59L48 62V64L46 65L47 62H45L44 60H43V62L41 61L42 57L40 58L39 55H37V54H35ZM51 55H53V54H51ZM252 55L255 56V58L258 61L256 59L255 60L259 63V65H257L255 69L252 68L253 70H255L253 72L255 73V75L257 77V79H255V80L248 79L247 73H246L247 70H245V69H248V68H246V65L248 67H250V65H249L250 63L249 64L247 63V59L249 58V60H250V58H251V61H252V59H253ZM12 57H13V59H12ZM37 57H38V60H34ZM54 57L56 58L55 54H54ZM64 57H65V55H64ZM21 58H22V56H21ZM39 58H40V60H39ZM51 58H53V56ZM10 59H11V61H13L12 65L14 63L16 64V65H14V67H16V69H18V70H16L19 72V73L17 72L19 75L18 77H21L20 73L21 74L25 73L24 76L22 75L23 76L22 78H25V79H23L24 80V86L22 84L23 82H21V83L18 82V77L13 78L12 73H15V72H12V70H15V68L11 67V63H9ZM57 59H58V57H57ZM167 60H170V59H167ZM21 61H23V60H21ZM66 61H67V59H66ZM69 61H70V65H71L72 60L71 59L68 60V63H69ZM51 62H52V60H51ZM77 63H79V62L76 61V64ZM153 63H155V61ZM232 63H234L233 66H231ZM8 64H10L9 67H8ZM51 64H53V63H51ZM76 64L75 65L73 64L74 67H72V70L75 68L74 69L75 71L74 70H73L74 72L72 71L73 74L75 72H77L76 67H75ZM149 64H151V68H150V66H147ZM93 65L97 68V70H96V68L95 69L93 68L94 67ZM252 65H253V63H252ZM254 65H255V63H254ZM109 66H106V67H109ZM10 68L11 69L13 68V69L11 70ZM41 68H43V69H41ZM45 68H47V69L44 70ZM23 69H25V70L23 71ZM55 69L56 68L54 67V70ZM9 70H11L12 73ZM156 70H157V72H155ZM217 70L219 73L217 72ZM26 72H27V74H26ZM158 72H159V74H158ZM156 73H157V76H156ZM186 73H184V75ZM51 74H53V75L55 74V75L51 76ZM79 74H81L80 71H79L78 75ZM248 74H249V77L253 75L250 72H248ZM35 75H37V74H35ZM16 76H17V74H15L14 77H16ZM29 76H30V79L32 80V83H31V80L30 81L28 80ZM81 76H83V75H81ZM147 76H151V77L148 78ZM186 76H187V74L185 75V77ZM182 78H184V76H182ZM190 78L192 79L194 77L190 76ZM53 79H55V78H53ZM124 79L122 81H124ZM23 80L21 79L20 81H23ZM44 80L45 79H43V81ZM52 80H45L46 85L49 81L51 82ZM53 81L56 82V80H53ZM145 81L147 83L149 82L148 86H147V83ZM14 82L22 85L23 86L22 89L25 88V91L20 90L21 86L18 84H15ZM131 82H132V84H131ZM144 82L146 83V85L144 84ZM179 82H180V80H179ZM150 83H154V84H151L152 86L149 87ZM46 85L44 86V88L46 87ZM49 85H53V83H50ZM131 85H134V86H131ZM190 85L193 87L194 90L189 91V87H191ZM34 87H36L35 89H37V90H35ZM167 87H169V91H172V92H169ZM171 87H173L172 90H170ZM47 88H49V86H47ZM150 88H151V90H149ZM202 89H203V91H202ZM204 89H205V91H204ZM153 90L155 93L154 97H153V93H152ZM21 91L24 92V94ZM44 91L46 92L47 90L45 89ZM45 92H43V93H45ZM168 92L171 94H169ZM204 92H206L205 96H204ZM47 93H49L48 95L51 94L48 91H47ZM155 95H157V97H155ZM48 97H50V96H48ZM48 97H47V99L49 100ZM152 97H153V100H152ZM44 98H46V96ZM63 98H64V96H63ZM47 99H46V101H47ZM157 100H158V103H157ZM169 100H170V102L177 100V102H174L173 104L171 103L172 105H169L170 104ZM213 101H217L218 104H220V106L217 105L219 110H217L218 108L216 107V105H214L215 108L212 106L214 103L211 105L209 104V102L212 103ZM50 102H53V101H51V99H50ZM181 102H182L181 105L185 108L187 107L190 109L189 106L193 107L192 108L193 111L191 110V112L196 113V116L194 117L195 119L194 118L192 119L193 116L189 117L188 114L191 113V112L188 113L189 109L188 110H187V108L184 109L182 106L180 107L178 104H175V103H181ZM155 103H157V104H155ZM174 104L177 105V107ZM51 105H53V103ZM147 106H146V109H147ZM169 106H172V107L169 108ZM221 106L225 107L223 109L226 111H229V109L232 110L233 114L229 113V114H232V115H229L228 112L226 113V111H224V112L222 111L223 113L222 112L219 113L218 111L221 110ZM172 108H177L178 110L175 109L177 112L174 111V109H172ZM183 109H184V111H183ZM215 109L217 111H215ZM241 109L242 110L245 109V112H247L248 110L249 111L247 113L243 114L242 113L243 111ZM235 110H236V112H235ZM250 110H252V111H250ZM238 111L240 114L238 113ZM41 115H42V113H41ZM39 118H41V119L43 118L42 121ZM61 119H63V118H61ZM146 119H148V117ZM64 120H65V118H64ZM70 120H71V118H70ZM42 123L44 125H42ZM160 125H162V124H160ZM67 128L69 129V127H67ZM250 129H252V130L249 132ZM261 129H263V127ZM64 130H65V128H64ZM64 130H63V132H64ZM253 132H254V130H253ZM245 135H247V136L245 137ZM51 136H53V135H51ZM56 136H58V134ZM59 136H60V134H59ZM69 136L67 139H69ZM48 137L50 138L51 143H54L58 149L53 148L52 144H50L48 142L49 141ZM244 139H245V141H244ZM200 143H201V145H199ZM224 146H222V147H224ZM233 146L234 147L239 146V147L238 148L237 147L232 148ZM220 148H221V146H220ZM49 149L53 150V156H51V157H54L53 162H52L51 157L49 158V155H50ZM226 149L222 148V150H224V151H227ZM229 149H228V151H229ZM181 151L182 152L184 151V152L181 153ZM178 152H179V155H180V153L182 154L181 155L182 158H180V160H179V158L174 160L173 157L175 156V154L177 157H180L178 155ZM176 156H175V158H176ZM61 158H62V160H61ZM50 159H51V161H50ZM63 159H65L67 163ZM38 160H39V162H38ZM60 160H61V162L63 161V164L60 163ZM182 160H184V158ZM182 160H181V162H183ZM174 161H175V163H174ZM176 161H178V162H176ZM156 162H158V163L156 164ZM64 163H66V164L64 165ZM60 164L66 166V170H65V167L63 170ZM135 164H136V162H135ZM158 165H160L159 171L158 170L156 171V169H155V172H154V170H152V169L155 166H156L155 168H157ZM180 165H182V163ZM195 168H198V167H195ZM200 168L202 169V167H200ZM200 168H198V169H200ZM147 169L152 170V173H151V171H149L148 174L146 172L147 175H149V173H150L149 176L145 175V171ZM178 169H179V167H178ZM178 169H177V171H178ZM187 169L188 168H186V172L189 173L190 171L188 170L189 171L188 172ZM61 171H65L64 172L65 174H66V171L69 173V175H70V177L68 176L69 181L65 179L64 174H63L64 181L66 180L65 181L66 183L68 181V184H66L65 182L62 184L63 177H62V179L60 178L62 176ZM105 172L101 171L98 176H93V178L89 177L88 179L86 178V180L90 181L92 179V183L95 181V180H93L94 177L98 178V180H102L103 178H105V175H106ZM82 173H84V172H82ZM107 174H109V173H107ZM175 174H177V173H175ZM186 174L184 177H186ZM203 175H207L206 178H208L207 173L202 174L200 176H203ZM173 176L176 179H174ZM80 177L82 179H80ZM165 177H169V178L171 177L170 179H172V178L174 179V180L172 179L174 183L173 182L171 183L172 180L170 182L165 180L166 183L169 182V183L173 184V185H171V187L174 186L172 188V190H174V188H176L175 186L177 184L176 183L177 181L179 182V185L177 184V188H179L178 186H180V184L185 185V184L189 183L186 185V187L181 185L182 188L180 190L176 189V191L171 193L172 195H170V193H169V192H171V190H170L171 187L169 186L170 191H167V193L170 195L169 199H171V197H172V199L174 198L173 199L174 202H173V200H170L168 202L167 201L168 199L166 200L165 199L166 197L165 198L163 197L164 196L163 193H165V191L167 189L166 190L164 189L165 191L163 193H161V195L159 193V191L161 192L163 190L162 189L163 187L161 188L162 190H158V189L162 186L161 180L165 179ZM209 177H211L210 174H209ZM51 178H49V179L51 180ZM169 178H168V180H169ZM181 178H182V176H181ZM214 179L216 180V178H214ZM228 181H231V180H228ZM234 181H235V178H234ZM95 183L97 185L96 181L94 182V184ZM150 183L153 185V188L155 187L156 190H158V192L156 190L154 192L150 188L151 187V186H149V185H151ZM166 183H164V184H166ZM215 183H216V181H215ZM5 184H6V182H5ZM49 185H51V184H49ZM219 188H220V190L221 189H224V190H221V192H220ZM131 191H133V195H132ZM222 191H224V192L226 191L224 196L222 195V193H224ZM130 192H131V194H130ZM230 192H232V191H230ZM2 193H0V196ZM68 194H70V192ZM156 194H157V197H156ZM168 194H166V195H168ZM233 195L236 196L237 194L235 193ZM59 196L61 197V195H59ZM121 196H119V198ZM158 196H160V199L162 196L163 200H160ZM235 196H233V197H235ZM236 197H239V196H236ZM243 197H244L243 200H245L244 195H243ZM250 198H252V197L250 196ZM0 199H1V197H0ZM228 200L229 201L231 200V201L229 202ZM159 202L160 203L162 202V203L159 204ZM99 204H101V205L103 204V205L100 206ZM191 205L195 206L193 208H196V209L193 210L190 208V210H189V207H192ZM244 205H246V206H244ZM261 205H262V203H261ZM157 206H158V208H156ZM134 207L138 208V210H140V212H142V213L146 212L145 215L147 214V216L151 215L148 218H150V220H151V218L153 217L154 219H156L154 222L157 221L158 223L157 222L154 223L153 220H151L150 222H151L152 226L149 229L148 227H146L147 223L149 221L148 222H147V220L146 221L144 220L145 222L143 221V219H146L147 216L141 215V218L137 217L140 215H137V212H135V210L133 209ZM46 210H48V207L46 208ZM261 210H263V209H261ZM93 211H94V209H93ZM58 212H59V210H58ZM148 213L150 215H148ZM158 213H160V214L163 213L164 215L162 214L163 216L161 217L160 214H158ZM252 214H254V215H252ZM0 215H1V208H0ZM143 216L145 218L142 219ZM44 218H45V215H44ZM135 218H139L140 222L142 221V223H141L142 225L146 223L144 225L145 226L144 229L148 228L147 230H145L146 233L143 232L144 229L141 231V230H138L136 228L137 226H135V225L132 226V224L134 223L133 220H135ZM157 218H158V220H157ZM55 219H56V217H55ZM202 219H203V217H202ZM205 219H204V221H205ZM186 220H188V219H186ZM199 221H200V219H199ZM152 222H153V224H152ZM193 222H194V220H193ZM167 223H165V227H166ZM187 223H188V221H187ZM211 223H212V225H211ZM185 224H186V222H185ZM189 224L190 223H188V226H189ZM205 224H204V228L206 229ZM182 225H181V227L179 226L180 229H182ZM194 225H196V224H194ZM208 225H207V228H208ZM149 226H150V224H149ZM155 226L159 227L158 230ZM188 226H187V228H188V230H190L189 229L190 226L189 227ZM154 227L156 228L155 231L157 230L158 233L151 230ZM237 227L238 226L236 225L235 228L237 229ZM167 228H169V227H167ZM178 228H175L176 235H178L177 232H182L179 230L177 231ZM162 229L165 230L164 227ZM196 229H198V228H196ZM183 230H186V229H183ZM81 231L83 232V230H81ZM187 232H189V231H187ZM196 232H199V231H196ZM235 232L237 233V230ZM172 233H174V230ZM191 233L192 232L190 230V233H189L190 236L193 235ZM80 234L85 236V232L80 233ZM114 234H117L118 237H117V235H114ZM144 234L147 235L144 237V239H146V240H144L145 243H141L143 241L140 240L141 242H139L138 236H141V239H142V236ZM182 234H180L178 237H180V236L182 237L185 234L187 235L188 233H185L184 235H182ZM202 234H204V233H202ZM222 234H224V236H222ZM120 235H121L122 239H120L121 238V237H119ZM152 235H154V236H152ZM170 235H171V233H170ZM113 236H115V237H113ZM218 236H216V237H218ZM178 237H176V238H178ZM187 237H189V235H187ZM198 237H200V235H198ZM201 237L203 238L204 235H202ZM235 237H236L235 239H237L236 235H235ZM238 237H239V239H243L240 236H238ZM54 238L58 239L55 236H54ZM54 238H52V239H54ZM222 238H221V240H222ZM171 239H172V235H171ZM193 239H194V241H196V238H193ZM227 239H228V237H227ZM227 239H224V240H226V243L230 241L229 239H228L229 241H227ZM239 239H237V240L239 241ZM204 240H206V239H204ZM191 241H192V239H191ZM101 242H105V243L102 244ZM173 242H175V243L172 244ZM235 242H236V240H235ZM100 243H101V245H100ZM183 245H184V243H183ZM180 246H182V245H180ZM85 248H86V246H85ZM88 250H87V252H88ZM94 250H96V251H94ZM100 258L101 257H99V259ZM155 262H156V260H155Z\"/></svg>",
	"mask_w": 264,
	"mask_h": 264
},
{
	"label": "snow or ice",
	"instance_id": "snow-or-ice-1",
	"mask_svg": "<svg viewBox=\"0 0 264 264\" xmlns=\"http://www.w3.org/2000/svg\"><path fill=\"white\" fill-rule=\"evenodd\" d=\"M0 7L4 8L5 10H7L10 7V5L5 4V3H0ZM261 264H264V261H262Z\"/></svg>",
	"mask_w": 264,
	"mask_h": 264
}]
</instances>
